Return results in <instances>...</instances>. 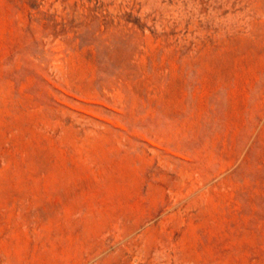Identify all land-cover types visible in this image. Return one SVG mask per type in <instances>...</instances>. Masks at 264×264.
I'll list each match as a JSON object with an SVG mask.
<instances>
[{
	"label": "rangeland",
	"instance_id": "obj_1",
	"mask_svg": "<svg viewBox=\"0 0 264 264\" xmlns=\"http://www.w3.org/2000/svg\"><path fill=\"white\" fill-rule=\"evenodd\" d=\"M0 264H264V0H0Z\"/></svg>",
	"mask_w": 264,
	"mask_h": 264
}]
</instances>
